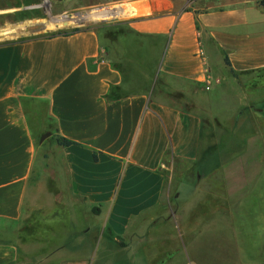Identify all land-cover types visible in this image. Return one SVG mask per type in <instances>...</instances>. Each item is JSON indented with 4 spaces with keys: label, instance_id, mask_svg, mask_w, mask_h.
<instances>
[{
    "label": "crops",
    "instance_id": "crops-1",
    "mask_svg": "<svg viewBox=\"0 0 264 264\" xmlns=\"http://www.w3.org/2000/svg\"><path fill=\"white\" fill-rule=\"evenodd\" d=\"M93 14L72 23L95 16L110 23L69 36L0 39V264H88L90 216L103 219L90 228L116 236L185 221L198 192L190 195L193 182L176 179L174 169L197 162L203 126L178 102L197 97L199 87L214 100L231 70L263 80L264 8L257 1L201 7L136 0ZM57 137L76 145L61 147ZM50 166L68 228H83L78 256L56 254L48 238L35 237L40 221L42 228L56 223L60 191L48 187ZM226 206L227 198L216 210ZM39 249L47 250L43 258L24 262Z\"/></svg>",
    "mask_w": 264,
    "mask_h": 264
},
{
    "label": "rangeland",
    "instance_id": "rangeland-1",
    "mask_svg": "<svg viewBox=\"0 0 264 264\" xmlns=\"http://www.w3.org/2000/svg\"><path fill=\"white\" fill-rule=\"evenodd\" d=\"M134 1L0 0V39L47 37L76 28L100 29L110 21L98 22L96 16L88 23L75 24L72 20L77 21L75 17L81 13L92 16L97 9ZM244 1L261 0H187L188 5L201 7L207 3L219 6ZM261 79L256 81L254 76L245 74L220 80L214 100L210 90L201 87L195 98L181 102L171 98L202 119L197 162L178 163L174 169L176 179L188 177L193 182L190 195L197 191L194 199L198 200L190 201L189 216L185 221L172 223V228H130L124 236H116L109 228H90L103 220L90 216V220H85L89 228L88 264H264V73ZM258 84L263 85L262 90H258ZM256 92L261 93L262 104L257 103L260 94ZM43 154L42 150L38 155L37 169L43 162ZM49 172L52 174L53 166ZM53 174L48 187L57 195L60 191L56 223L54 228H42L44 223L40 221V228H33L37 230L35 237L44 241L48 238L56 254L70 256L73 252L78 256L83 228H68L62 192ZM226 198L227 212L216 210ZM73 246L74 249L70 248ZM46 251L39 249L35 255L22 259L26 262L30 258H43Z\"/></svg>",
    "mask_w": 264,
    "mask_h": 264
},
{
    "label": "trees",
    "instance_id": "trees-1",
    "mask_svg": "<svg viewBox=\"0 0 264 264\" xmlns=\"http://www.w3.org/2000/svg\"><path fill=\"white\" fill-rule=\"evenodd\" d=\"M258 5L262 8H264V0H261L258 2ZM86 29H79V28H76V29H72V30H61V31H58V32H54V33H51L48 37H57V36H69V35H72V34H76V33H79L81 31H84ZM105 36L106 38H111L113 37V34L112 32L110 31H106L105 33ZM224 55H225V63L228 67H230V61H229V58H228V55L227 53L224 52ZM231 72L233 73L234 76H236V74L231 70ZM56 141L58 143L59 146L61 147H68V146H71V145H76V143L70 141V140H67L66 138H62V137H57L56 138ZM95 159L97 160L98 157H97V154H95ZM93 213L94 214H99L100 213V209L99 208H94L93 209Z\"/></svg>",
    "mask_w": 264,
    "mask_h": 264
},
{
    "label": "water",
    "instance_id": "water-1",
    "mask_svg": "<svg viewBox=\"0 0 264 264\" xmlns=\"http://www.w3.org/2000/svg\"><path fill=\"white\" fill-rule=\"evenodd\" d=\"M57 1H60L61 2V1H64V0H57Z\"/></svg>",
    "mask_w": 264,
    "mask_h": 264
}]
</instances>
